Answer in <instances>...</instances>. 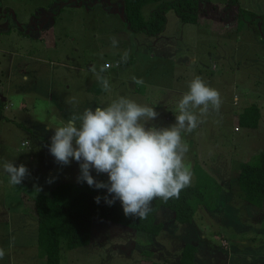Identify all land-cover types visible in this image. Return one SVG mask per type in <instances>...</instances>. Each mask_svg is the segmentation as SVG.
<instances>
[{
	"label": "rangeland",
	"instance_id": "1",
	"mask_svg": "<svg viewBox=\"0 0 264 264\" xmlns=\"http://www.w3.org/2000/svg\"><path fill=\"white\" fill-rule=\"evenodd\" d=\"M64 1L0 0V264H47L38 248L33 198L77 182L79 175L75 160L61 166L50 154L54 128L120 96L155 108L159 115L146 127H168L197 76L222 101L191 133L181 134L191 183L207 186L193 220L205 239L167 207L155 213L164 224L158 235L96 216L90 243L63 245L61 264H167L163 260H180L188 243L211 250L209 259L264 264V202L247 201L239 185L241 164L264 150V0H201L198 23L184 22L170 9L166 28L155 35L130 29L125 15L111 8L114 0ZM155 5L144 7L146 17ZM239 8L247 11L240 18ZM107 63L105 92L91 68L99 72ZM133 76L144 83L135 84ZM253 103L261 108L260 124L243 127L239 114ZM193 111L199 116V109ZM5 162L24 164L30 176L10 185Z\"/></svg>",
	"mask_w": 264,
	"mask_h": 264
},
{
	"label": "clouds",
	"instance_id": "2",
	"mask_svg": "<svg viewBox=\"0 0 264 264\" xmlns=\"http://www.w3.org/2000/svg\"><path fill=\"white\" fill-rule=\"evenodd\" d=\"M118 43L113 37L112 47ZM127 58L125 52L122 62ZM109 67L110 64H105L99 72L91 68L105 92L110 91V85L101 74ZM132 80L137 85L144 83L135 76ZM221 102L218 90L197 76L188 82V91L177 103L175 123L168 127H146L159 115L155 108L120 96L106 107L73 113L66 123L54 128L48 149L58 165L67 166L75 160L79 164L77 182L106 189L108 195L103 199L108 205L119 200L126 217L145 219L152 211L154 199L167 202L179 198L181 190L190 186L192 172L184 163L188 146L181 134L191 133L202 122L200 117L206 116L210 109L218 111ZM195 109H199V116ZM92 170L97 175L107 174V181L96 180ZM3 171L12 186L20 185L30 176L24 164L17 166L14 162H5ZM94 199L99 204L101 197ZM4 256L5 251L0 249V259Z\"/></svg>",
	"mask_w": 264,
	"mask_h": 264
},
{
	"label": "trees",
	"instance_id": "3",
	"mask_svg": "<svg viewBox=\"0 0 264 264\" xmlns=\"http://www.w3.org/2000/svg\"><path fill=\"white\" fill-rule=\"evenodd\" d=\"M124 4L125 17L129 28L149 34H159L167 24L166 13L174 9L184 22L198 23L200 20L201 0H120ZM233 5L238 0H230ZM156 3L146 17L144 7ZM247 11L239 8V18ZM254 15V14H253ZM121 63V62H120ZM120 65V64H119ZM3 105L0 104V108ZM262 117L261 108L253 103L239 114V124L247 128H257ZM79 168V165H78ZM79 173V170H78ZM92 174V172H91ZM107 175L100 174L98 181L106 182ZM197 184L181 190L179 198H171L167 202L154 199L152 211L147 218L126 217L119 200L108 205L103 197L106 189L90 187L86 182H64L57 185L50 194L37 193L34 198L35 216L38 222V248L47 264H61L62 246L69 249L86 246L91 241L92 222L94 217H103L112 222L158 235L164 228L163 222L156 221L155 213L160 207H167L174 212L179 223H191L199 205L204 204L203 190L207 186ZM239 185L244 198L254 205L264 202V150H261L251 161L243 162L239 173ZM100 196V203L95 197ZM109 198H111L109 196ZM28 198H25L27 201ZM197 247L185 244L180 255L179 264H197Z\"/></svg>",
	"mask_w": 264,
	"mask_h": 264
},
{
	"label": "crops",
	"instance_id": "4",
	"mask_svg": "<svg viewBox=\"0 0 264 264\" xmlns=\"http://www.w3.org/2000/svg\"><path fill=\"white\" fill-rule=\"evenodd\" d=\"M68 1H70V0H65L63 3L66 4ZM73 1H77V0H73ZM81 1H83V0H81ZM103 1H105V0H103ZM93 3L94 4H99L100 0L93 1ZM119 3H120V5L117 3L116 0H114V3H113L111 8L114 9L115 13L120 14V12H121V16L124 18V15H125L124 4L121 1ZM82 5H83V2H81L80 5H78V6H82ZM109 6H111V5H109ZM124 21L128 25V22H127L126 18H124ZM117 74H118V72H117ZM0 94H1V91H0ZM191 223H193V228L196 230V234L199 235V238L205 239V237H206L205 234L204 233L201 234V232H203L201 226L198 223L196 224V222H191ZM191 223H189V224H191ZM259 247H264V243L262 242ZM254 253H256V250L254 251ZM210 254H213V252L211 250H207L206 248H203V247L202 248L197 247L196 263L197 264H242L240 261H239V263H237L235 261L231 262L230 260H227V261L223 262V261H220V260L218 261L216 259H209V255ZM211 257L213 258L212 255H211ZM163 261L167 262V264H179V262H180V260H177L176 262H173V260H170V261L163 260ZM33 263L37 264V261L34 260ZM130 264H134V262H132ZM254 264H263V263H260L259 260H256L254 262Z\"/></svg>",
	"mask_w": 264,
	"mask_h": 264
},
{
	"label": "built area",
	"instance_id": "5",
	"mask_svg": "<svg viewBox=\"0 0 264 264\" xmlns=\"http://www.w3.org/2000/svg\"><path fill=\"white\" fill-rule=\"evenodd\" d=\"M117 63L118 62H116V65H117ZM107 64H109V63H107ZM120 64V63H119ZM222 245L225 247V248H228V242L226 241V240H224L223 242H222Z\"/></svg>",
	"mask_w": 264,
	"mask_h": 264
}]
</instances>
